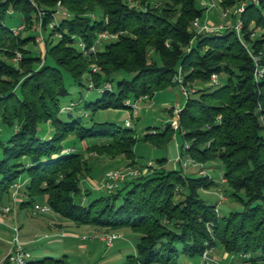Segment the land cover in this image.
<instances>
[{"label": "trees", "instance_id": "1", "mask_svg": "<svg viewBox=\"0 0 264 264\" xmlns=\"http://www.w3.org/2000/svg\"><path fill=\"white\" fill-rule=\"evenodd\" d=\"M243 1L239 34L235 28L190 31L192 18H205L206 9L199 8L197 0H0V196L26 176L19 191L23 202L32 205V215L35 200L41 198L51 212L79 224L108 232L130 228L139 234L136 253L118 264H179L181 252L202 256L213 242L240 257L249 255L243 258L252 264H263L264 0L221 4L235 8ZM59 4L70 18L58 12ZM14 11L23 15L15 28L7 22ZM235 13L233 9L236 19ZM41 22L44 56L37 47ZM104 30L117 33V38L102 41L86 54L81 42L91 47ZM179 70L191 88L181 104L179 128L168 123L145 138L164 141L176 131L184 140L180 168L168 170L163 163L144 166L147 171L129 177L117 189L104 187L107 193L96 198L88 197L89 190L87 201H77L83 193L81 182L87 171L91 175L93 165L82 159L81 149L67 143L70 135L82 141L113 139L88 148L122 158L134 153L139 137L131 134V126L94 122L86 114L75 117L73 110L82 106L130 110L127 100L145 96L142 102L152 103L159 90L179 88L175 81ZM257 71H262L260 76ZM65 73L100 97L88 101V94L81 93L63 106L69 93ZM214 73L219 81L211 84ZM164 83L168 86L162 89ZM62 110L68 118L61 116ZM213 159L224 165L223 192L228 199L231 189L242 210L223 215L221 207L216 211V201L201 196L200 190L226 183L205 170V162ZM135 162L130 165L137 167ZM190 164L202 165L206 174L186 172ZM178 193L184 197L175 200ZM18 199H13V209L23 203ZM0 264L12 263L4 258ZM27 264L71 263L65 257L44 256Z\"/></svg>", "mask_w": 264, "mask_h": 264}, {"label": "rangeland", "instance_id": "2", "mask_svg": "<svg viewBox=\"0 0 264 264\" xmlns=\"http://www.w3.org/2000/svg\"><path fill=\"white\" fill-rule=\"evenodd\" d=\"M213 1L215 2V7L209 10H205L204 20L206 21V23L214 27H220L222 25V29L225 30L229 28L233 29V25L235 24L236 19L233 15L224 17L223 14L227 9H230V11H232L233 9H237V7L226 8L225 6H222L221 0ZM202 2L203 0H197V6L199 8H203ZM22 19L23 15L16 11L10 12L7 15V22L13 28L18 27L22 23ZM194 20L195 19L193 18L191 19L188 28L190 31L197 32L193 26ZM56 40L57 39H55V41ZM37 47L41 51V55L44 56L47 52L45 42H39ZM234 51H236V49H234ZM151 55L154 60H157L160 63V58L157 54L154 53V51L151 52ZM224 79L225 78L221 76L222 82L224 81ZM65 84L69 90V93L62 99L63 106L67 105L72 100L78 99L81 93L83 95L88 94V101H95L98 97H100V93L98 91H89L88 89L82 88V86L73 81L72 77L68 73H65ZM167 86L168 84L164 83L161 88L164 89ZM154 90L158 91L157 88ZM151 101L152 105H150L151 103L142 102L141 109L139 110L137 118L133 119V125L131 126L130 132L132 135L139 138L134 146V153H130L126 158H122L121 156L115 154L100 152L101 150L98 149L90 150V148H88V146L91 147L95 144H106L109 141H113V139H88L82 141L77 140L74 134L70 135L69 142L67 141V143L74 145L76 149H81L80 152L82 153V159L87 162V165H93V171L91 175L89 174V171H87L88 177L83 179L81 182V185L83 187V193L76 198L77 201H87L85 198V192L87 193L89 190L92 191V194L88 196L90 198H96L106 194L107 192L104 189L102 179L104 178L103 174H105L110 169H126L127 167H130L132 165L133 161H136L137 163L135 162V166H137L143 171H147V168L150 167V165L159 166L162 163L165 164L168 170L180 168L178 159L181 156L182 144L184 143V140L180 135H176V131L172 133L171 139H167L164 141H161L157 138H145V136L147 133L163 131L165 129L166 124L173 123L175 114L173 108L170 107L178 102L184 105L186 103V97L181 93L179 88L168 87L164 90H159L156 93L154 99ZM85 114L88 116L87 120L92 119L94 122L107 121L115 123L117 126L126 128L125 120L127 117H129L130 110L117 109L113 107L98 108L97 110H93L92 108H85L84 106H82L80 108H76L72 112V115L75 117L84 116ZM61 116L63 118L69 117L68 114L63 110L61 112ZM3 136L6 138L5 133H3ZM175 136H177V138H175ZM144 166H147V168H142ZM201 166L202 165L190 164L187 166L186 172L188 171V173H197L201 169ZM203 166L206 168L205 170L207 171V173L214 177L217 182H222V179L224 177V165L220 159L209 160L205 162ZM200 173L202 175H205L202 170H200ZM26 180V176L21 177L20 181L18 182L21 188L24 187L23 185L24 183H26ZM226 185L227 182L223 184L221 183L218 189L200 190V194L204 199L210 201L214 200L217 202L219 199V194L217 192H219L220 189L223 192ZM15 191L16 188H12L10 193H6L5 195L0 196L1 260L7 253H9V251L13 247V227L15 225L19 226V224L16 223V221L13 219V217L17 215V211H24L26 213L28 211V215H32V205L23 202L25 196L23 192L21 193L22 190L19 191V193H17L14 197ZM227 194L228 199L222 204L221 213L223 215H227L232 210H242V202L240 200H237L235 196L231 195V189L227 190ZM240 195L245 197L244 193H240ZM183 197V194L178 193L177 196H175L174 198L175 200H178ZM14 198H19L18 200L20 201L22 200V205L20 203L15 202V212L12 211L13 214L12 212L4 213L2 208L7 205L13 206L12 202ZM35 202H43V199L37 198ZM39 216L41 215H32V217ZM98 229V233L105 231L103 230V228L98 227ZM75 232L78 234L79 231ZM118 232L122 234V237L117 239L113 246L108 247L104 243L100 242L99 238H91V233L89 232H80L79 239H73L70 237L64 238L63 236H60V232L48 229L40 232L38 237L35 238L34 242H32L28 247H25L32 252L33 259L55 254L60 255V257L67 258L71 264H118L124 262L128 255L136 253V243L138 241L139 236L138 233L134 232L128 227L119 229ZM82 236H87L86 241L89 244L88 248H82L80 241H85L84 239H82ZM214 244L215 243L213 242V246H211V244L208 243V248H212L211 252L209 253L211 257L209 263H207L203 256H191L181 252L178 260L179 264H252L250 260H247L248 258H243L248 257L249 255L243 254V256L240 257L237 254L228 252L223 246V244L217 243L215 246Z\"/></svg>", "mask_w": 264, "mask_h": 264}, {"label": "built area", "instance_id": "3", "mask_svg": "<svg viewBox=\"0 0 264 264\" xmlns=\"http://www.w3.org/2000/svg\"><path fill=\"white\" fill-rule=\"evenodd\" d=\"M131 3H134L135 0H129ZM255 2H259L260 0H253ZM202 6L206 9L209 10L213 7H215V2L213 0H203L202 2ZM245 6H246V2H241L240 5L237 6L236 9V22L233 25V27L236 29V31L240 34L242 31V21H241V15L242 13L245 11ZM58 12L68 16L69 18L72 16L71 13L63 6H61V4H59V9ZM231 16V11L230 9H227L223 16L224 17H228ZM56 26V23L54 21L50 22V27L54 28ZM193 26L196 29L197 33H215L218 32L222 29V25L220 27H214L212 25H209L206 23V21L202 20L201 18H196L193 21ZM22 28V27H21ZM19 29L16 30V32H18ZM58 35H61L60 33ZM118 34L117 33H113L110 32L108 30H104L98 33V37L95 41V43L88 48V46L82 41L81 42V46L83 51L87 54L89 52L95 51L100 43L104 40H108L111 38H117ZM37 40L40 42H44V33L42 30V22L40 23V31L38 33L37 36ZM189 49V48H188ZM94 70H97V67L94 66L93 67ZM262 71H257L256 74L258 76L261 75ZM175 81L178 83L179 85V90L181 91V93L185 96H188L191 88L189 89L186 84L184 83V78L182 75V71L179 70V72L177 73L176 77H175ZM219 81V76L217 74H213L210 80L211 84L214 83H218ZM91 87H93V84L91 83L90 85ZM148 98V96L139 98L136 101L130 102L129 100L126 101V103H128L130 105V115L129 117L126 118L125 123L127 126H132L133 125V119L137 117V115L139 114V110L141 109V103L142 101H144V99ZM152 105V103L150 104ZM170 108H173L174 113H175V118H174V122L172 123L173 128L178 129L179 128V112L181 110V104L178 102L174 105H172ZM221 117V116H220ZM179 145V144H178ZM182 157L180 156L178 161H181ZM145 170V169H144ZM144 171L141 170L138 167H127L126 169H110L105 173L104 176V181H103V185L104 187L109 190V191H113L115 189H117L122 183H124L129 177L131 176H139L143 173ZM202 172H205V170L203 169ZM227 179L225 177H223L222 182H226ZM16 187V191L14 192V197L17 194V192L19 191L20 185L19 183L15 184ZM219 194V199L217 201L216 204V211L218 212L221 205L227 200V196L224 192H222V190L220 189L219 192H217ZM16 198H14L15 200ZM4 213H11L13 210V206L12 205H7L5 207L2 208ZM34 214L38 215V214H47L51 212V207L49 204L47 203H37L35 205L34 208ZM210 226V230H212L211 224H209ZM14 230V239L12 242V249L9 251V253L7 254L6 258L9 259V261L12 264H27L30 260L33 259V255L32 252L30 250H28L25 247V242L23 241L22 237H21V233H20V228L19 226L15 225L13 227ZM91 238H99L106 246L111 247L114 245L115 241L119 238L122 237V234L118 231H103V232H94L90 235ZM83 238H87V236H83ZM212 248H207L205 250V252L203 253V258L207 261V263H209V260L211 259L209 253L211 252ZM247 256V255H246Z\"/></svg>", "mask_w": 264, "mask_h": 264}, {"label": "crops", "instance_id": "4", "mask_svg": "<svg viewBox=\"0 0 264 264\" xmlns=\"http://www.w3.org/2000/svg\"><path fill=\"white\" fill-rule=\"evenodd\" d=\"M104 176L105 174H103V177ZM102 179L104 181V178ZM13 211L15 212V209H13ZM0 219H1V216H0ZM13 219L20 226V232H21L22 239L25 242L26 247H28L32 242H34L35 238L38 237L40 232L48 230V229H51L52 231L60 232L61 234L60 236H63L64 238L70 237L73 239H79L80 232L82 233L89 232L91 234L94 232H99L97 231L99 230L98 227L92 226L90 224H79L77 222L72 221L71 219L63 218L54 212L41 215L39 217H32V215H28V211L27 213L24 211H17V215L14 216ZM75 231H79L78 234ZM82 239H84L83 236H82ZM84 240L85 241H80L81 242L80 244L82 248H88L89 244L87 243L86 238ZM99 241L102 242L100 239ZM7 254L4 256V258H6ZM50 256L54 258L60 257V255H55V254L54 255L51 254Z\"/></svg>", "mask_w": 264, "mask_h": 264}]
</instances>
